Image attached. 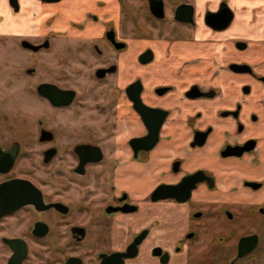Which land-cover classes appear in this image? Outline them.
Segmentation results:
<instances>
[{"label":"flooded vegetation","instance_id":"flooded-vegetation-1","mask_svg":"<svg viewBox=\"0 0 264 264\" xmlns=\"http://www.w3.org/2000/svg\"><path fill=\"white\" fill-rule=\"evenodd\" d=\"M6 1L0 264H264V98L217 86L227 0Z\"/></svg>","mask_w":264,"mask_h":264},{"label":"crops","instance_id":"crops-1","mask_svg":"<svg viewBox=\"0 0 264 264\" xmlns=\"http://www.w3.org/2000/svg\"><path fill=\"white\" fill-rule=\"evenodd\" d=\"M207 0H199V8L203 10ZM221 0H213V3ZM232 10V22L215 36L212 45L213 52L217 54L216 83L225 93L230 92L233 81L235 100H241L240 87L244 83L252 86V92L243 97L244 110H255V104L264 98V88L254 83L244 75H233L225 67L227 63H245L250 65L258 74H264V0H227ZM1 19L9 15L7 1L0 0ZM237 43L245 44L239 49ZM261 158L264 161V147L261 149Z\"/></svg>","mask_w":264,"mask_h":264},{"label":"water","instance_id":"water-1","mask_svg":"<svg viewBox=\"0 0 264 264\" xmlns=\"http://www.w3.org/2000/svg\"><path fill=\"white\" fill-rule=\"evenodd\" d=\"M226 10H222V11H220V20H222L224 23H222V25H220L218 28H219V30L220 29H222L223 27H225L228 23H229V21H230V19H231V16H232V13H231V11L226 7L225 8ZM222 21H220V22H222ZM238 46H241V45H239V44H237ZM242 67V68H241ZM241 67H239V66H235V65H232L231 66V68L232 69H234L235 71H243V69H244V66H241Z\"/></svg>","mask_w":264,"mask_h":264},{"label":"rangeland","instance_id":"rangeland-1","mask_svg":"<svg viewBox=\"0 0 264 264\" xmlns=\"http://www.w3.org/2000/svg\"><path fill=\"white\" fill-rule=\"evenodd\" d=\"M1 17V15H0ZM5 28V22L3 21V19L0 20V31L4 30Z\"/></svg>","mask_w":264,"mask_h":264}]
</instances>
